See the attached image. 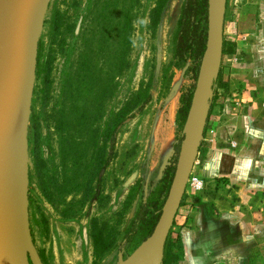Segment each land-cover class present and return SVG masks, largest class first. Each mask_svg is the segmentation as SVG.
<instances>
[{"label":"trees","instance_id":"trees-1","mask_svg":"<svg viewBox=\"0 0 264 264\" xmlns=\"http://www.w3.org/2000/svg\"><path fill=\"white\" fill-rule=\"evenodd\" d=\"M167 1L153 0L147 11L151 34L159 24ZM85 3L81 22L88 21V30L71 62L59 70L56 90L51 86V68L57 54L63 51L66 35L75 39L73 21L66 18L64 12L52 10L47 20L46 41L37 42L34 73L36 78L40 77L41 87L35 88L33 106L40 102L41 108L29 117L33 142L27 150L28 172L43 200L55 209L60 219L77 220L81 215L87 216V235L91 240L88 264H103L113 250L128 246L130 253L137 247L153 231L161 214L183 138L182 126L193 85L180 92L175 111L179 134L157 184L143 196L142 179L133 178L124 190L119 207L113 211L104 204L109 196L104 194L103 177L114 159L119 129L165 95L173 68L188 59V70L196 77L207 38L208 0H181L170 37L168 59L159 63L156 72H153L154 64L149 65L148 74L117 107H109L108 102L117 86L114 78L131 67L130 9L139 7V0H85ZM233 53L234 44L222 40L221 54ZM212 82L219 88L225 86L218 77V69ZM210 108L211 103H208L206 116ZM41 124L46 129L42 138L48 151L45 156L39 135ZM51 133L55 135L54 149L50 147ZM115 186L114 182L111 188ZM91 205L107 207L106 214H89ZM170 246L166 238L160 264H167L165 252L167 248L170 257ZM41 264L46 263L41 260Z\"/></svg>","mask_w":264,"mask_h":264},{"label":"rangeland","instance_id":"rangeland-1","mask_svg":"<svg viewBox=\"0 0 264 264\" xmlns=\"http://www.w3.org/2000/svg\"><path fill=\"white\" fill-rule=\"evenodd\" d=\"M152 2L153 0H139V7L136 9L132 7L130 9L132 42L129 60L131 67L126 73L124 72L114 78V80L117 81V86L113 96L108 102L109 107H117L120 105L128 92L136 88L138 81L148 74L150 70L149 65L154 64L153 72H156L155 69L158 67L159 63L166 61L169 57L170 37L174 29L181 0L167 1L162 11L159 24L156 26L153 34L150 33L147 27V11L151 7ZM118 3H120V1ZM85 5V0H49L47 4L38 41H46L47 20L52 10L64 12L66 18H70L74 23L73 35L75 39L72 40L70 36L66 35V44L63 47V51L57 54L58 58L55 59L51 68V86H53L55 90L58 85L59 70L62 71L66 68L68 63L71 62L75 56L76 48L82 44L83 34L88 30V21L83 20V22H81V15L84 14ZM76 33L78 34L76 35ZM222 40L233 43L235 51L233 55L221 54L220 56L218 77L221 82L225 83V86L219 88L212 82L207 93V101L211 103V108L205 118L198 146L199 149L201 148V152L205 151L203 158L206 159L208 157L215 158V156L220 154L227 156L225 154L230 153V150L229 152L225 151V141L230 140L226 138V136H229V127L232 126L236 129L247 130L246 125L249 126V124L245 125L241 120L233 116L249 110L247 101L242 97L243 91L246 92V98L250 99L248 103H254L251 110H262L259 104L264 102V0H225ZM235 53H239V58L237 60L233 57ZM189 66L190 61L186 59L181 66L173 68L170 85L165 95L159 98L157 102H153L143 114L134 116L119 129L114 144L115 156L112 163L107 167L103 177L105 181L104 194L109 196L104 204H106L105 206L108 204L111 210H117L124 190L133 178L142 179V192L144 196L149 189L157 184L158 179L161 177L162 169L172 154V144L175 143V138L179 134V126L175 123V111L179 105L180 92L190 88L192 85L194 86L196 77H193L192 73L188 70ZM176 75L179 76L178 87L173 86V79ZM40 87L41 79L40 77L36 78L34 73L26 131L27 148L24 154L27 171L23 168L27 180L25 196L29 235L40 261L42 260L46 264H88L91 260V240L87 235V216L81 215L77 220L60 219L55 209L41 197L35 180L29 177V157L27 150L31 147L33 142L29 129V117L33 111L38 112L41 108L40 102L35 103L33 106L35 88L38 90ZM154 94L155 91L153 92V95ZM171 105L173 106V112H169ZM238 107H240L239 111L237 110ZM216 117H218V119ZM214 121H216V123H214ZM42 124L39 135L41 137L43 156H45L48 151L47 148L44 147L42 138L45 135L46 129ZM217 130L221 133V144L217 143L214 137L217 135ZM49 132H52V130H49ZM165 134H168L170 138L168 151L166 155L160 159V139H162ZM49 138L51 143L50 147L54 149L56 145L54 133H51ZM39 141L40 139L38 140V144ZM206 144H209L207 146L209 150H204ZM200 159H202V157H200ZM21 165L22 168L23 164L21 163ZM202 165H204V163ZM205 167H207V165ZM198 169H200L199 166L194 167L193 162L189 174H199L198 176L201 178L209 180L217 178L216 180L219 181L223 178L220 176L204 177L200 175ZM12 178L13 181H15L14 177ZM221 181L225 183V185L229 184L227 180ZM10 182L11 179L7 178L8 185L5 184V188L8 190L6 192L8 196H6L12 199V197L10 198L11 195L9 191L11 189ZM114 182L116 186L111 188ZM121 184L124 185L121 187ZM182 196V201L180 200L179 203V211L178 209L176 211L178 216L175 221L173 220L166 235L168 242L171 244L169 249L170 257L167 248L165 252L167 264H179V261L183 257L179 235L180 228L187 227L193 229L196 224H198L194 216L197 210V201H195V210L192 211L191 208L193 209L194 207V199L199 198L198 200L200 201L203 196H200V193L193 195L190 204H187L188 209L184 206V193ZM5 198V195L0 190L1 207L7 202ZM186 202L187 201H185V203ZM12 203L16 206L17 214L18 202ZM105 206L95 208L91 205L89 214L93 213L96 216L106 214L105 212L108 206ZM185 209H187V211H185ZM83 211L84 207L81 212ZM209 211L212 215L211 218L202 221L205 225L208 223L215 224V222H217L213 218L214 211L212 209ZM183 213L185 214L184 218L182 217ZM129 214L130 212L127 215ZM1 223L0 213V251L2 250L0 252V260L11 261L12 259L11 248L9 249V246L7 247L8 239L6 236L7 232H9L8 235L10 233L12 234L10 242H15L20 251L18 256L20 259L17 258L20 263L15 259L17 263L14 262L13 264H36L30 252L20 239L17 220L15 222L16 225H11L9 227H13L10 229V231L12 230L11 232L8 227L5 228L3 223ZM4 245L5 247H3ZM2 247L4 249H2ZM129 250L130 247L128 246L122 247V250H113L107 255L103 264H119L127 257Z\"/></svg>","mask_w":264,"mask_h":264},{"label":"crops","instance_id":"crops-1","mask_svg":"<svg viewBox=\"0 0 264 264\" xmlns=\"http://www.w3.org/2000/svg\"><path fill=\"white\" fill-rule=\"evenodd\" d=\"M238 55L235 53L233 56L235 60L239 58ZM245 93L243 91L242 97L247 101L249 110L233 116L249 126L246 125L247 130L229 127L226 138L230 140L225 141V151L230 150V153L206 159L203 158L205 151L201 152V148L197 150L194 167L199 166L200 175L220 176L229 184L225 185L219 180L223 184L221 187L204 195L200 201L199 198L194 199L191 210H195L197 201L194 216L198 224L193 229L182 227L179 230L183 252L179 264H264V102L259 104L261 111L251 110L254 103H248L250 99L246 98ZM216 134L214 137L221 144L219 130ZM208 145L204 150H209ZM210 209L214 211L213 218L217 222L205 225L202 221L211 218ZM138 252L128 264H146L144 262L149 260L147 257L150 253L156 252L159 256L158 249L142 255L140 252L135 263Z\"/></svg>","mask_w":264,"mask_h":264},{"label":"water","instance_id":"water-1","mask_svg":"<svg viewBox=\"0 0 264 264\" xmlns=\"http://www.w3.org/2000/svg\"><path fill=\"white\" fill-rule=\"evenodd\" d=\"M49 0H0V52L2 62L0 66V98L10 93L11 98V132L14 134L15 146L22 155V170L27 171L24 154L27 148V124L29 105L34 81L36 60V48L43 16ZM208 0V31L205 49L201 55L199 66L191 93L190 104L182 126L183 138L171 177L169 187L162 205L161 214L153 229L137 247H135L119 264H128L137 251L141 253L143 248L157 245L159 249V261L167 232L172 225L174 215L184 192L187 177L192 168L195 155L198 150L206 110L208 107L207 93L212 80L217 74L221 56L222 25L225 9V0H213L211 11ZM205 92V107L199 114V119L193 132V139L189 144V155L183 156L181 149L187 141L186 124L197 103V93ZM182 157L180 161L179 158ZM18 161H10V170L15 168ZM10 179H12L10 177ZM27 180L24 174L21 200L17 210V226L20 239L30 252L36 264L41 261L35 251L29 235L26 204ZM142 248V249H141ZM130 255V256H129Z\"/></svg>","mask_w":264,"mask_h":264},{"label":"bare ground","instance_id":"bare-ground-1","mask_svg":"<svg viewBox=\"0 0 264 264\" xmlns=\"http://www.w3.org/2000/svg\"><path fill=\"white\" fill-rule=\"evenodd\" d=\"M212 3H213V0H210V8H209L210 11H211ZM1 62H2V54L0 52V66H1ZM174 86L178 87V76H176V81H175ZM10 96H11L10 93H7L5 96L0 98V190L5 195V197H6L5 199L7 200V202L4 204V206H2V207L0 206L1 207L0 213H1V222L3 223V226H5V228L6 227L9 228L11 225L12 226L16 225V223H15L16 222V220H15L16 206L12 202L17 201L18 207H19L20 200H21V192H22L23 183H24L23 182L24 181V172H23L24 169L22 170V168H21V166H22L21 165V162H22L21 151H19L17 149V147L15 146L14 134L10 133L11 132V126H12V124H11V113H10V108H11ZM197 99H198L197 103L194 105L192 112L189 116V120L186 124L187 141H185L183 143V146L181 149L183 156L189 155V153H190L189 144H190L191 140L193 139V132H194V129L196 127L197 121L199 119V114L201 113V110H203L205 107V92H204V90H201L197 93ZM169 112H173V106L172 105L170 106ZM168 134H165L164 137L162 139H160V141H161V143H160L161 154L159 156L160 159H162V157L165 156L167 151H168V145H169V139H170ZM12 159H16L18 161V163H17L15 168L10 170L9 165H10V161ZM179 160L180 161L182 160L181 156H180ZM10 177L11 178L14 177V180H15V181H13V178H12L11 182L9 183L11 186V189L9 190L10 195H11L10 198L12 197V199H9L7 197L8 195L6 194V192L8 190L5 188V184H7V178L9 179ZM16 190H17V193H16ZM12 228H9V231ZM8 233L9 232H7V236H6L8 240L6 238L5 239L7 240V244H8L7 247L9 246V249L11 248L10 251L12 253V256H11L12 259H11V261L0 260L1 264H13L14 262L17 263V260L20 259L18 257L20 251H19L18 247L16 246L15 242H12V243L10 242V240L12 238L11 237L12 234L10 233L8 235ZM4 243H5V241H4ZM0 245H1V243H0ZM3 247H5V245ZM3 247H2V249H4ZM143 249H145L146 251L141 253V255L144 253L147 254L149 252V250L158 249V246L154 244V245H151L150 247L143 248ZM158 251H159V249H158ZM140 252H138L137 255L135 256V259H134L135 261L133 260L135 263L137 262V259L140 256ZM147 258H149V260L147 259L148 261L144 262L146 264H158V262H159V256H158V253H156V252L150 253V255H148ZM13 259H14V261H13ZM15 259H17V260L15 261ZM18 263H20L19 260H18ZM142 264H143V262H142Z\"/></svg>","mask_w":264,"mask_h":264},{"label":"built area","instance_id":"built-area-1","mask_svg":"<svg viewBox=\"0 0 264 264\" xmlns=\"http://www.w3.org/2000/svg\"><path fill=\"white\" fill-rule=\"evenodd\" d=\"M223 184L219 181H216L215 179L213 180H205L202 178L197 177L196 175L189 174L186 180V184L184 187V206L187 207V204H190V201L192 199V196L195 195L196 193H200V196L207 195L209 193H213L216 189L221 187ZM183 198V197H182ZM185 201H187L185 203ZM185 209V211H187ZM179 211V209H178ZM184 213L182 217L184 218ZM178 216V213L176 212L174 215L173 220L175 221Z\"/></svg>","mask_w":264,"mask_h":264}]
</instances>
